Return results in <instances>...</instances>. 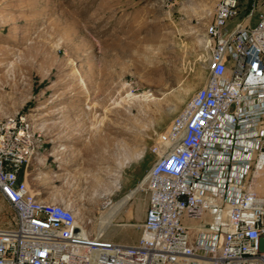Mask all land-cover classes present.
Instances as JSON below:
<instances>
[{"label":"rangeland","instance_id":"obj_1","mask_svg":"<svg viewBox=\"0 0 264 264\" xmlns=\"http://www.w3.org/2000/svg\"><path fill=\"white\" fill-rule=\"evenodd\" d=\"M216 2L0 0V115L34 123L29 187L69 202L91 231L109 200L135 188L102 232L138 239L147 206L138 185L156 159V135L206 79L204 27ZM82 180H95L85 199ZM255 184L264 195L262 174ZM13 223L0 196V227Z\"/></svg>","mask_w":264,"mask_h":264},{"label":"built area","instance_id":"obj_2","mask_svg":"<svg viewBox=\"0 0 264 264\" xmlns=\"http://www.w3.org/2000/svg\"><path fill=\"white\" fill-rule=\"evenodd\" d=\"M204 34L208 73L156 135L135 243L89 230L69 203L31 189L34 123L0 115V196L14 212L0 227V264H264V0H217Z\"/></svg>","mask_w":264,"mask_h":264},{"label":"bare ground","instance_id":"obj_3","mask_svg":"<svg viewBox=\"0 0 264 264\" xmlns=\"http://www.w3.org/2000/svg\"><path fill=\"white\" fill-rule=\"evenodd\" d=\"M147 95H141L142 99L146 100L148 98ZM135 190H136L135 188L131 189L125 195H123L120 199H118L114 204L109 206V209L100 218V224L98 225V229L95 230L96 233H102V234L105 233V231L104 232L102 231L107 229L110 224H113V220L116 218L119 212L124 208V205L129 201L130 197L132 196ZM127 225H130V223H128ZM95 242H106V241L95 239Z\"/></svg>","mask_w":264,"mask_h":264},{"label":"crops","instance_id":"obj_4","mask_svg":"<svg viewBox=\"0 0 264 264\" xmlns=\"http://www.w3.org/2000/svg\"><path fill=\"white\" fill-rule=\"evenodd\" d=\"M260 174H262L264 176V169L261 171ZM93 185H95V180H91V181H88V182H86L85 180H82L81 182H77V190H78L77 192H78V194H81V197H80L81 199H85L86 197H88L89 193H88V191L86 189L88 188V186L89 187L92 186V188H93ZM79 190L81 191V193H80ZM136 241H137V239L131 241L130 243H135Z\"/></svg>","mask_w":264,"mask_h":264},{"label":"water","instance_id":"obj_5","mask_svg":"<svg viewBox=\"0 0 264 264\" xmlns=\"http://www.w3.org/2000/svg\"><path fill=\"white\" fill-rule=\"evenodd\" d=\"M81 232L82 231H81V229L78 226H74L73 227V232H72L73 235L80 236Z\"/></svg>","mask_w":264,"mask_h":264}]
</instances>
